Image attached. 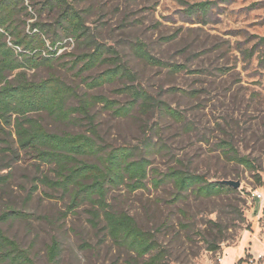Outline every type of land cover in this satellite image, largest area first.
Instances as JSON below:
<instances>
[{"label":"rangeland","instance_id":"obj_1","mask_svg":"<svg viewBox=\"0 0 264 264\" xmlns=\"http://www.w3.org/2000/svg\"><path fill=\"white\" fill-rule=\"evenodd\" d=\"M24 1L27 23L21 29L29 31L35 22L52 25L47 45L52 48L51 40L62 36L58 44L65 46L49 65L28 70L31 80L56 74L77 95H105L120 105L131 100L121 89L133 85L181 113L177 121L158 110L146 114L136 108L118 117L103 104L93 108L104 142L136 147L150 159L146 187L114 189L109 203L155 234L162 249L156 264H264V199L256 195L264 194V0H67L85 18L86 40L53 30L58 15L44 8L45 0ZM204 2L210 3L205 14L189 9ZM138 40L155 57L184 68L172 72L136 57L132 45ZM97 44L111 48L105 56L127 63L134 78L89 87L112 64L81 75L80 66L72 65ZM70 105H78L77 99ZM31 116L50 132L90 128L76 113L67 121L47 112ZM235 152L253 167L234 160ZM171 168L210 181H239L240 187L210 198L189 193L173 203L174 184L154 183ZM43 175L53 176V168L22 150L14 129L0 128V215L10 210L32 215L9 218L2 227L37 264H50L54 240L60 245L57 264H153L150 255L140 258L116 245L103 219L94 226L90 205L67 213L69 196L41 184Z\"/></svg>","mask_w":264,"mask_h":264},{"label":"trees","instance_id":"obj_2","mask_svg":"<svg viewBox=\"0 0 264 264\" xmlns=\"http://www.w3.org/2000/svg\"><path fill=\"white\" fill-rule=\"evenodd\" d=\"M24 3V0H0V128L14 129L20 148L30 153L39 164L53 168V176L43 175L39 180L48 188L61 190L69 196L67 213L90 205L94 226L97 227L103 219L107 235L116 245L140 258L150 255L151 262L156 264L162 249L155 234L142 229L127 212L112 209L109 203V194L114 189L125 186L129 191H136L146 187L150 159L138 155L136 147L114 146L104 142L93 108L103 104L118 117H126L136 108L146 114L158 110L177 121L183 120L181 113L154 97L148 90L133 85L121 89L131 100L128 104L120 105L105 95H77L76 90L56 74L31 80L27 75L28 70L49 65L53 60L51 55L55 56L65 46L58 44L62 36L51 40L52 48L47 45V39H51L52 25L35 22L29 31L21 29V22L27 23L22 18L23 10L28 8ZM209 4L204 2L192 5L189 9H197L205 14L210 9ZM43 5L58 15L53 30H59L64 36L77 40L88 39L89 29L85 18L67 0H45ZM9 37L12 38L10 41ZM111 50L97 44L92 51L76 56L73 61L74 69L80 66V75L106 62L112 64V67L93 77L87 83L89 87L134 78L127 63L118 62L117 56H105ZM132 51L145 62L168 67L172 72L184 68L155 57L146 44L139 40L133 43ZM84 80L87 82L88 78ZM72 99H77L78 105H70ZM41 112H47L62 121L70 120L76 113L88 121L90 128L85 133L50 132L37 118L31 116ZM233 159L253 167L246 157L236 152ZM165 182H172L175 186L176 191L171 199L173 203L185 199L189 193L210 198L235 191L220 180L210 181L205 175L177 168H171L161 178H154L157 186ZM29 217L32 215L16 210L0 215V264H37L30 250L10 237L2 227V223L9 218ZM48 255L50 264H57L60 245L56 240L49 247Z\"/></svg>","mask_w":264,"mask_h":264},{"label":"water","instance_id":"obj_3","mask_svg":"<svg viewBox=\"0 0 264 264\" xmlns=\"http://www.w3.org/2000/svg\"><path fill=\"white\" fill-rule=\"evenodd\" d=\"M221 183L226 184L234 189H238L240 187V182L239 181H234V180H220Z\"/></svg>","mask_w":264,"mask_h":264},{"label":"built area","instance_id":"obj_4","mask_svg":"<svg viewBox=\"0 0 264 264\" xmlns=\"http://www.w3.org/2000/svg\"><path fill=\"white\" fill-rule=\"evenodd\" d=\"M10 44H12V43L10 42ZM19 50H20V49H19ZM256 195H257V197L260 198L261 200L264 199V194H263V193H256Z\"/></svg>","mask_w":264,"mask_h":264}]
</instances>
